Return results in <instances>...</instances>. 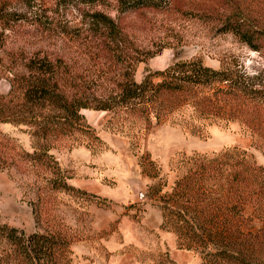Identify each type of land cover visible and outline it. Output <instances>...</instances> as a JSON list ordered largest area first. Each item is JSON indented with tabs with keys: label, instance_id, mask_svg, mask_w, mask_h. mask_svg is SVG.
<instances>
[{
	"label": "trees",
	"instance_id": "obj_1",
	"mask_svg": "<svg viewBox=\"0 0 264 264\" xmlns=\"http://www.w3.org/2000/svg\"><path fill=\"white\" fill-rule=\"evenodd\" d=\"M263 5L264 0H0V85H7L0 89V125L23 126L36 143L19 167L41 177L49 190L85 194L69 185L50 151L86 131V109L196 133L239 122L264 148V70L252 74L227 59L214 69L193 58L147 70L137 82L138 65L159 52L141 48L125 24L132 13L190 11L264 58ZM73 10L77 23L69 19ZM13 160L0 150V171ZM159 207L162 228L177 235L181 249L200 254L201 264H264V167L252 156L226 151L193 157ZM57 240L0 226V242L14 249V258L0 254V264L54 263L61 250Z\"/></svg>",
	"mask_w": 264,
	"mask_h": 264
},
{
	"label": "rangeland",
	"instance_id": "obj_2",
	"mask_svg": "<svg viewBox=\"0 0 264 264\" xmlns=\"http://www.w3.org/2000/svg\"><path fill=\"white\" fill-rule=\"evenodd\" d=\"M78 18L74 10L70 12V20L77 23ZM126 19L137 44L159 52L138 65L137 82L147 70L162 71L175 61L193 58L214 69L227 59L237 60L252 74L264 70L260 53L193 12L146 11ZM0 89L7 90L6 83ZM82 114L86 131L58 143L50 154L69 185L85 194L49 190L41 177L20 168L19 162H26L25 154H33L36 143L25 127L0 125V150L14 158L6 165L9 169L0 171V226L27 237L57 236L61 248L57 261L42 264H201L200 254L181 249L177 235L162 228L160 197L173 188L195 156L237 151L264 167V148L239 122L196 133L172 124L114 120L107 112L90 109ZM13 250L11 244L0 242V254L14 258Z\"/></svg>",
	"mask_w": 264,
	"mask_h": 264
}]
</instances>
